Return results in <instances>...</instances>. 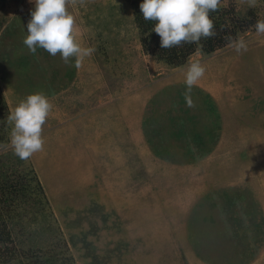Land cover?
Instances as JSON below:
<instances>
[{"label":"rangeland","instance_id":"obj_1","mask_svg":"<svg viewBox=\"0 0 264 264\" xmlns=\"http://www.w3.org/2000/svg\"><path fill=\"white\" fill-rule=\"evenodd\" d=\"M142 2L68 6L95 49L77 69L23 44L34 0H0V124L30 94L53 105L26 161L13 126L0 130V182L32 170L41 188L10 219L0 264H264V35L246 28L234 37L246 52L228 42L166 65L142 45ZM231 2L238 17L264 15V0ZM194 61L206 71L188 107Z\"/></svg>","mask_w":264,"mask_h":264},{"label":"clouds","instance_id":"obj_2","mask_svg":"<svg viewBox=\"0 0 264 264\" xmlns=\"http://www.w3.org/2000/svg\"><path fill=\"white\" fill-rule=\"evenodd\" d=\"M86 0H34L35 10L27 23V35L23 44L31 54L37 48L46 50L50 55L59 54L65 64L75 59L79 69L83 60L91 56L95 49L83 47L77 39L75 18L68 6L77 3L84 5ZM255 6L256 0H247ZM222 0H143L140 9L146 21H156L153 31L161 38V47L171 48L183 42H196L216 35L210 12L217 11ZM258 35H264V20L254 25ZM228 46L239 54L248 50L242 38L225 37ZM202 47V46H200ZM205 67L199 62H191L185 74V101L188 107H195L191 98L194 85L204 76ZM53 109V105L43 93L30 94L7 116V123L12 127L10 143L14 155L21 160L30 159L35 153L43 151V125Z\"/></svg>","mask_w":264,"mask_h":264},{"label":"trees","instance_id":"obj_3","mask_svg":"<svg viewBox=\"0 0 264 264\" xmlns=\"http://www.w3.org/2000/svg\"><path fill=\"white\" fill-rule=\"evenodd\" d=\"M222 1L223 2L217 11L209 13V18L212 19L214 23L215 36L209 38L202 37L199 41V45L196 42H183L182 45L173 46L171 48L161 47V38L153 31L156 21H146L143 18V13L139 7L135 12L134 18L137 21L141 34L144 36L142 38V45L144 48L151 45L150 51L157 60L164 62L166 65L178 66L183 64L187 57L194 52L196 48H199L206 53L211 52L215 48L229 42L225 37L230 36L234 39L238 32H241L246 28L255 31L254 25L257 21L260 19L264 20V15L259 16L252 12L248 13L246 16L238 17L234 13L233 2H231V0ZM3 105L4 103L0 97V110L4 108ZM7 124V122H2L0 124V130L1 132H4V134H8ZM180 128L179 125L178 128L172 132V134L174 133L176 136L173 138H177V140L180 139V137H178ZM197 135L198 134L196 133L195 136ZM4 138H6V135H4ZM3 140L4 139L0 138V142ZM168 146V144H163V148L166 150ZM3 180L4 181L0 182V243L6 244L9 243L10 240L9 231L7 230V225L10 222V219L12 220L16 215L18 216L20 214L22 203H31L32 200H36V196L40 194L41 188L32 170L26 171L22 175L16 177L15 181H12L9 176L6 175L3 177ZM17 209L19 211H17ZM1 253L2 252H0V255ZM24 257H26V259L31 258L27 255ZM4 263H6V261H4ZM21 264L53 263L52 261L50 262L47 260H31Z\"/></svg>","mask_w":264,"mask_h":264}]
</instances>
